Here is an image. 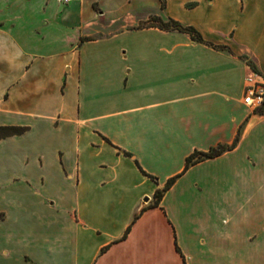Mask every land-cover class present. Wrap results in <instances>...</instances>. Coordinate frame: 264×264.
Masks as SVG:
<instances>
[{
	"label": "crops",
	"instance_id": "obj_1",
	"mask_svg": "<svg viewBox=\"0 0 264 264\" xmlns=\"http://www.w3.org/2000/svg\"><path fill=\"white\" fill-rule=\"evenodd\" d=\"M251 75L264 0H0V264H264Z\"/></svg>",
	"mask_w": 264,
	"mask_h": 264
},
{
	"label": "trees",
	"instance_id": "obj_2",
	"mask_svg": "<svg viewBox=\"0 0 264 264\" xmlns=\"http://www.w3.org/2000/svg\"><path fill=\"white\" fill-rule=\"evenodd\" d=\"M154 20L156 21H159V26L162 27V28H165V29H180V30H184V31H188L190 32L194 38H197V39H202L201 35L199 34L198 31H196L193 27H187V26H184L183 24H181L180 22L174 20V19H170L168 21H164L163 19H161L160 17L158 16H155L153 17ZM24 130L23 127H16V126H0V136H6V135H10V134H17V133H20ZM237 140H238V137H237ZM237 140L232 144V145H220L219 147L217 148H213L211 149L210 151L208 152H195L193 153L192 155H190L188 158H187V162H186V167L185 169L189 168V166L199 160H202L204 158H207V157H213V156H216V155H219L221 154L223 151H225L226 149L228 148H231L233 147ZM176 177H173L171 179H169L166 183V185L164 186L163 189H160L156 192L155 194V204H158L163 195H164V192L170 188V186L174 183Z\"/></svg>",
	"mask_w": 264,
	"mask_h": 264
},
{
	"label": "built area",
	"instance_id": "obj_3",
	"mask_svg": "<svg viewBox=\"0 0 264 264\" xmlns=\"http://www.w3.org/2000/svg\"><path fill=\"white\" fill-rule=\"evenodd\" d=\"M72 0H60L61 4L65 5ZM244 101L254 107L264 106V78L257 80L254 76L248 77V82L245 87Z\"/></svg>",
	"mask_w": 264,
	"mask_h": 264
},
{
	"label": "rangeland",
	"instance_id": "obj_4",
	"mask_svg": "<svg viewBox=\"0 0 264 264\" xmlns=\"http://www.w3.org/2000/svg\"><path fill=\"white\" fill-rule=\"evenodd\" d=\"M147 22L159 24V21H156L153 18H151V20H149V21H145L143 24H146Z\"/></svg>",
	"mask_w": 264,
	"mask_h": 264
}]
</instances>
